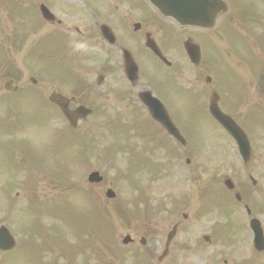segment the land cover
<instances>
[{"label":"flooded vegetation","instance_id":"1","mask_svg":"<svg viewBox=\"0 0 264 264\" xmlns=\"http://www.w3.org/2000/svg\"><path fill=\"white\" fill-rule=\"evenodd\" d=\"M112 10L126 3L129 13L112 19L111 11H96L89 13V6L83 16L85 20L100 23L98 28L106 23L114 22L125 27L130 21H135L132 15L133 7L145 8L147 0H110ZM116 1L119 3L117 4ZM120 19V21L118 20ZM157 21L155 17H150V27L155 29ZM115 37L116 32L108 26ZM101 33V29H100ZM102 34V33H101ZM123 39L133 45L129 32ZM130 37V38H129ZM122 41V40H121ZM149 55V54H148ZM144 57L141 60L142 67L138 72L136 81L128 82L122 75V69L116 73L120 74L117 81L111 84L107 80L112 73L108 68H103V73L98 79L103 92L110 93L113 98L112 103L130 104V109L124 108V113L131 117L133 134L140 147H132L130 152L140 161H145L159 174V190L164 199L161 220L162 228H158L153 235V240L163 237L175 227L171 250L167 258L172 260L175 249L178 245L198 244L199 247H209L212 254L208 256L213 261L212 264H264V243L260 250L252 248L253 233L250 228V220L257 219L264 235V208L258 199L250 200L245 183L240 176H233L231 190H227L225 181L226 175L209 178L203 176L205 182H201V161L198 159V150L195 147H184L171 138L161 125L154 121L148 113L147 107L142 104L139 96L145 92H151L153 96L159 98L164 108L168 111L175 127L183 136L184 115L181 101L177 92H167L165 89L171 88L169 82H162L161 85H152L148 80L144 62L156 63L153 57ZM155 59V60H154ZM121 65L122 62L120 61ZM160 64V63H159ZM199 90V89H198ZM195 90L192 91V94ZM196 101H200L199 96H193ZM106 101L100 97L97 102ZM184 104V103H182ZM187 154V156H186ZM186 157L193 158L189 160ZM188 161V162H187ZM188 163V164H187ZM190 163L195 165L191 168ZM183 165H186L183 166ZM186 173V175H184ZM26 193L18 202L19 209L16 217H9L8 213H3V223L0 229L6 231L0 236V264H86L89 259V235H83L82 242L73 240L72 235L59 232L56 227L47 231L37 224V208L26 207ZM238 196V199L236 198ZM8 204V201L5 200ZM263 208V209H261ZM27 211L33 212V220L27 222ZM9 235L12 237L10 240ZM96 243L99 250L101 245ZM202 256H195L198 261Z\"/></svg>","mask_w":264,"mask_h":264},{"label":"rangeland","instance_id":"2","mask_svg":"<svg viewBox=\"0 0 264 264\" xmlns=\"http://www.w3.org/2000/svg\"><path fill=\"white\" fill-rule=\"evenodd\" d=\"M76 1L79 3L81 0ZM228 2V9L230 8L229 10L231 12L230 17L233 19L232 24L235 26L234 29L236 30L238 37H228L222 32V22L225 18L219 17L216 20L214 28L207 33L210 35L207 36L210 45L206 48L205 45L202 44L203 47L201 48L203 56L206 57L203 60V63L206 59L208 60L210 55L213 62L210 60L207 62L206 60L207 66L204 67L201 64L198 67L199 70H195V74L198 75L201 73L203 77L205 75L211 76L207 71L211 70L213 72V69H216V74L221 77L224 83L228 82L233 86L231 93V99L233 100L243 99L245 97L244 89L242 88L240 81L249 84L246 93L247 102H236L233 105H226L228 112L230 114L232 113L247 130L251 139V147H255L253 163L258 164L259 162L260 164L261 162L264 163V127L260 122V119L264 116V100L262 99L264 81L262 80V75L261 77L258 75V71L259 69H262V66L264 69V0H228ZM55 8H57L56 4ZM62 11L64 10L60 8L58 9L59 16L62 15ZM241 12H245L243 17H241ZM51 30L52 27L45 25L37 33L39 37L45 38L47 34H50ZM166 35L170 37L171 33H166ZM31 43L32 41L29 42V45ZM169 44L170 46L175 44L173 37H170ZM26 52L27 47H24L17 54H14L16 70L22 74L21 82L18 85L22 87L27 83L29 76L35 75V78L38 77V69L35 70L29 65ZM189 67H187V70L190 69L191 71V68ZM224 70H228L229 75ZM212 77V85L216 86L215 78L213 75ZM2 82L3 80H1L0 76V95H2ZM32 96H34V93L30 92L26 99ZM19 106L23 111L34 112L36 110L34 104H20ZM187 113L189 116L191 115L190 111ZM46 120L47 119L44 116L36 117V122L42 124H44ZM196 122L200 132L206 136L205 132L201 130L202 123L198 120H196ZM34 124L35 123L26 125L23 127L22 131H19L24 140H26L24 142L25 144L28 143V138H30L32 144L42 143L43 139L40 137L42 136L43 131L41 127L38 128V126ZM203 126H211L206 118H203ZM212 128H216L214 124ZM203 143H205L204 149L209 148V151H215L218 159H225L229 162L230 160L238 161L236 153H232V147H235L233 142L220 130L208 133L207 139L204 140ZM26 148L31 150V154L37 156L35 148ZM209 151H207V156ZM40 159L48 162L50 166H55V172L64 176L66 164L68 162L66 148L47 147L45 152L44 150L42 151V157ZM109 177L110 174L108 175V178ZM121 202H123V200ZM65 214L67 216V213ZM125 232L126 231L122 228V235H124ZM154 246L157 247V244H154Z\"/></svg>","mask_w":264,"mask_h":264},{"label":"water","instance_id":"3","mask_svg":"<svg viewBox=\"0 0 264 264\" xmlns=\"http://www.w3.org/2000/svg\"><path fill=\"white\" fill-rule=\"evenodd\" d=\"M212 113L216 117V119L224 126V128L229 132V134L236 140L237 146L239 147L241 154L244 156V152L247 151V147L249 146L241 131L235 125H233L226 117L222 116L219 112L213 110Z\"/></svg>","mask_w":264,"mask_h":264}]
</instances>
